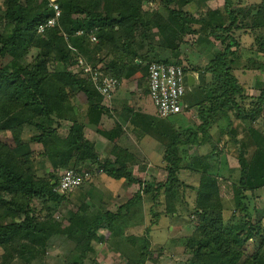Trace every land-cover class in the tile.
<instances>
[{
    "label": "trees",
    "instance_id": "trees-1",
    "mask_svg": "<svg viewBox=\"0 0 264 264\" xmlns=\"http://www.w3.org/2000/svg\"><path fill=\"white\" fill-rule=\"evenodd\" d=\"M142 1L144 0H56L61 9L58 24L45 28L43 33L40 34L37 32V26L53 15V11L47 6L46 1L25 0V2H22L21 0H5L4 17L7 20V24H12L14 28L6 36L0 34V58H11L10 65L7 64V66L0 67V132L8 131L10 133V138H6V140L0 137V245L9 251L11 255L9 261L13 256L16 259L19 258L20 261H31L34 253L43 254L47 240L59 232L78 238L77 249L81 255H84L87 251L93 250L91 241L95 237L94 230L96 231L100 226L110 228V225H113L114 233H119V237H121L120 233L122 232L117 227L121 219L120 216H123V211L130 212L133 205L136 202H140L141 193L136 192L133 197L117 208L116 213L107 209L94 215L95 217L87 224L84 231L72 227L60 230L56 228L51 218H35L30 215L28 209L29 203L33 198L41 199L46 196L48 200L60 203L65 199L64 194L69 192L63 194L54 190L59 177L45 180L34 176L31 172L29 160L33 150H31L30 144L22 140V135L25 126H34L39 130L37 135L30 137V140L35 143H41L42 155L50 158L51 165L54 168L70 167L81 173L82 164L91 162L92 164L96 163L99 167L97 169L110 178L134 180L131 175V169L125 163L124 158L126 156L119 154L113 162L108 159H99L92 143L82 131L85 122H79L69 111V104L74 96L72 89H76L84 95L87 94V100L85 101V104H88L85 110L87 123H94L99 120L102 114L108 111L105 110V106L104 108L101 105L103 96L97 92L88 78L77 76L75 78L69 71L59 68H53L50 71L46 63L51 60L63 61L70 58L71 50L75 53L77 52V54L80 51L83 55L91 48H105L114 52L117 47L113 43L114 36L111 33L113 25L120 27L123 33H131L138 25L148 30L156 28L162 36L176 32L170 23L173 17L181 21L183 26L187 25L188 19L183 16L180 10L173 9L170 12L173 17H170L171 19L167 22L162 17L160 19L154 17L150 11H142ZM167 1L171 2L172 0ZM230 1L224 0L221 8L208 12V18L210 17V19H206L208 24L210 25L214 21L218 23L214 24L211 30L212 33L215 34L216 31L221 30L230 31L233 28L237 16L229 9ZM257 6V12H259L260 6ZM252 8L248 7L244 15L250 14ZM115 12V15L111 14ZM146 21L149 24L145 25ZM92 35L98 39L97 42H92ZM215 35L218 37V34ZM65 37H67V40ZM226 39L230 40V42L217 53L207 66L209 69L207 71L213 77L214 85L212 89L214 96L212 101L214 106L210 105L211 102L207 104L208 108L203 110L204 113L200 117L196 128L193 125L186 130L178 131L179 141L173 140L174 142L168 141L164 143L166 153L163 157L167 160L166 162L171 161L174 165L166 168L169 174L164 181L167 183L165 192H171V194L166 195V212L171 215L173 213L177 214L178 210L184 207L186 209V205H184L185 193H182V191L189 187L183 180L178 178L177 171L174 170L176 166L181 165L182 158L180 154H185L183 150L181 151L182 153L178 150V144H182L181 141L188 139L190 136L196 142L199 134L204 136L205 139H210L211 123L214 117H225L228 115V111L234 112L236 114L235 118L242 123L245 119L253 122L258 119L256 117L259 112L258 109L264 105L263 81H260L262 87L259 97L250 107L246 108L244 102L240 105L235 98V94L240 95L241 101H243L244 97L241 95L242 87L237 84L236 78L231 71L230 63H233V60H228L229 55L234 54V51L231 50L234 42L232 43L231 38L225 35L221 43H224ZM261 46H263L262 52L264 53L263 42L259 44V49ZM31 47L37 48V54L34 64L29 65L26 62H22L21 58L27 54L28 49ZM124 54L130 56L128 53ZM153 61L181 65L179 61L167 59L158 58L150 62ZM90 66L93 69H99L103 75L116 78L118 81L117 87L120 85L122 80L120 76L124 69L122 67L124 66L123 64L119 67L113 65V69H110V71L107 69L102 70L95 65ZM260 66L264 69V62ZM182 67L186 76L195 71L187 70L185 66ZM131 72L128 71V74L124 75V79L132 76L133 72ZM257 105L259 108H257ZM188 107L190 105L184 109L189 110ZM91 117L94 118L93 121ZM57 121H72L67 131L64 132V136L57 132L58 127H60L59 124H56ZM227 129L228 133H230L229 139H234L236 130L231 127ZM262 134L256 128L249 126L244 134L243 144L239 146L237 157L242 169V175L240 176L239 186H232L233 211L240 209L245 214H248V208L246 207L248 196L244 193V190H246L244 187H246L245 179L248 174L250 175L249 171L252 173L253 168L248 167L249 164L244 158L246 139L250 137L252 140H257ZM174 136L176 137L175 134ZM260 151L264 153L263 150L260 149ZM86 180H83L81 185ZM150 185L153 186L152 183H149L145 187L144 183L143 191L153 203H156V191H152L154 189ZM178 188H181V195L180 191L178 192ZM194 192L195 210L196 212L199 211L197 212L199 218H202L210 228L207 229L206 226H202L199 229V236L195 237L193 235L192 239L190 238L191 242L196 241L197 243H195L194 248L190 246L193 252L188 264H258L251 255L242 261L243 251L239 247L235 248L232 246L228 240L224 242L225 233L219 230L223 225V218L221 216L216 174L209 171L202 173ZM5 195L9 197L7 198ZM86 209L87 204L84 202L77 208L80 211H85ZM68 211L71 215L76 212V208L68 209ZM16 213H22L23 218H15ZM233 216L234 212L230 220ZM102 221H106V223H102ZM217 230L219 232H216ZM251 234L253 232L248 230L249 239L253 236ZM135 237L129 235L127 240L133 243L136 239ZM149 245V240L144 238L143 245H140V250L135 251V257H137V261L140 260V264L149 259L145 258ZM130 255L126 257V264H133L134 260L132 255ZM73 264L78 263L75 262Z\"/></svg>",
    "mask_w": 264,
    "mask_h": 264
},
{
    "label": "rangeland",
    "instance_id": "rangeland-1",
    "mask_svg": "<svg viewBox=\"0 0 264 264\" xmlns=\"http://www.w3.org/2000/svg\"><path fill=\"white\" fill-rule=\"evenodd\" d=\"M21 1L25 2V0ZM42 1L37 0V2ZM44 1L53 11L52 3L57 4L56 0ZM4 3L5 0H0V34L6 36L11 33L14 26L7 24L4 17ZM223 4L224 0H172L171 2L167 0H144L141 3L142 11H150L154 17L159 19L162 17L163 20L168 22L171 19L170 17H173L170 12L173 9L180 10L183 16L188 19L187 25L183 26L181 21L173 17L170 23L176 32L166 36L160 35L156 28L148 30L138 25L131 33H123L120 27L113 25V29L110 31L114 36L113 43L117 47L115 49L118 51L111 52L105 48H91L83 55L80 51L77 54V52L75 53L70 49L72 52L70 58L63 61L51 60L46 63L47 68L50 71L53 68L67 70L75 78L76 76L86 78V73L83 72V66L85 65L89 67L95 65L102 70L107 69L110 71V69H113V65L119 67L123 64L124 69L120 78L124 80V75L128 74V71H132L133 79L137 80L138 88L142 89L140 92L144 93V87L142 88L139 83L145 77L148 62L158 58L179 61L187 70H195L192 73L195 75L194 84L188 86L187 81L184 83L183 104L184 107L190 105L188 107L189 113L192 115L194 128H196L200 117L204 113L203 110L208 108L207 104L211 102L210 105L214 106L212 101L214 96L212 89L214 85L213 77L207 71L209 70L207 66L217 53L230 42L226 39L224 43H221L225 35L231 38L232 43L234 42L231 48L234 54L229 55L228 60H233V63H230L231 71L237 84L242 87L243 101H241L240 95L235 94V98L240 105L243 104L242 102L246 104V108L253 105L260 94L262 87L260 81L264 82V69L260 66L264 62L263 46L259 49V44L264 43V0H231L229 9L237 16L233 28L230 31H216L217 37L211 30L214 24L218 23L214 21L209 25L206 19H210V17L208 18V12L221 8ZM257 5L260 6L259 12H257ZM248 7L253 8L251 13L245 16ZM59 11L58 19L61 14L60 7ZM111 14L115 15L116 12ZM147 24L149 22L146 21L145 25ZM37 32L43 33V31H40L39 25L37 26ZM65 39L67 40V37ZM97 40L96 38L92 42L95 43ZM124 53H128L130 56ZM36 54L37 48L31 47L21 60L32 65L35 62ZM10 60V57L0 58V67L10 65ZM128 78L126 77V79ZM72 90L74 96L71 99L74 98L80 101L84 98L85 101L87 100V94L84 95L76 89ZM147 104V109L152 113V118L159 124L152 133L160 135L161 140H163L166 133L163 134L165 129L162 125H167L166 130H168L169 126H172V120L182 117V115L162 119L156 116L155 107L150 98L147 99ZM87 106L88 104H86ZM257 108H259L258 105ZM258 110L259 112L256 114L258 119L253 122L245 119L243 126L241 125L242 127L240 126L242 122L237 121L234 112L228 111L227 117H214L213 122H210L212 131L207 148L201 150L200 157L194 156L192 159H188L186 168L181 167L182 164L176 166L174 170L177 171L178 178L183 179L185 184L190 185L182 191V193H185L184 205H186V209L184 207L178 210L177 214L173 213V215L166 212V195L171 194V192H165L167 183L164 181L169 174L166 168L174 166L171 161L164 165V176L159 177L161 180L155 178L156 181H153V186L150 185L154 189L152 191H156V203H153L143 191L144 183L145 187L149 184L146 181L147 176L144 174H142L143 176H137V174L133 175V172H131L132 178L135 180L129 181L130 191L132 192H130L131 194L128 193L127 197L120 199V202H118L120 205L112 202L115 198L110 191V182L116 183L117 179H111L106 175L94 177L96 171H98V165L91 162L84 163L80 171L88 174V180L80 187L64 194L65 199L60 203L50 201L46 196L41 199L33 198L28 206L30 215L38 219L51 218L53 224L60 230L72 227L84 231L87 224L95 217L94 215L108 208L115 209L114 212L116 213V208L122 205L121 201L125 203L136 192H139V194L141 193L140 202H136L130 212L123 211V216H120L121 219L117 227L122 232L120 233L121 237H119V233H114L113 225H110V228L100 226L96 231L94 230L95 237L91 241L93 250L81 255L77 249L78 238L59 232L60 234L57 233L47 240L43 254L34 253L29 262H26V260L20 261L19 258L16 259L14 256L9 261L11 257L9 251L0 245V264H6V262H8L7 264H73L75 262L78 264H126V257L129 254L133 257V264H140V260L137 261V257H135V251L140 250L144 238L149 240L150 245L145 257L149 259L143 264H188L193 252L190 246L194 248L195 243H197L196 241L191 242L190 238L192 239L193 235L195 237L199 236V229L202 226H206L207 229L210 228L202 218H199V214H197L199 211L196 212L194 202L195 188L201 174L205 171L213 172L217 176L218 196L223 218V225L219 230L225 233L224 242L228 240L232 246L239 247L243 251L242 261L251 255L258 264H264V153L260 151V149L264 151V105ZM184 111L187 110L183 109ZM68 118L70 119V117ZM71 122L57 121L56 124L60 125L58 130L56 129L57 132L64 136V132L72 124ZM249 126L256 128L263 134L257 140H252L250 137L246 139L244 158L249 164L248 167H252L253 171L251 173L248 170L250 175L248 174L245 179L246 187L244 189L246 190H244V193L248 196L246 200L248 214H245L240 209L233 211L232 186H239L240 184L242 169L237 155ZM230 127L236 130L232 140L229 139L230 133L227 129ZM38 133L39 130L34 126H25L22 135V140L30 144V148L33 150L29 157L31 172L37 178L56 179L68 168H54L51 165L50 158L42 155L41 143L30 140L31 136ZM200 136L202 135L199 134L198 138ZM0 137L6 140V138H10V133L8 131L0 132ZM174 138L175 136H169L170 141H173ZM161 144L165 145L164 143ZM186 151L189 150L183 149V152L186 153ZM165 153L164 149L163 156ZM142 169L144 168H139L140 171ZM194 169L197 171L196 173ZM189 175L191 178H189ZM180 190L181 188H178V192ZM5 197L8 198L9 196L5 195ZM128 197L130 198L127 199ZM144 197L145 202L142 204V198ZM83 202L87 204V209L85 211L77 210ZM72 208H76V212L70 215L68 209ZM233 212L234 216L230 220ZM15 215L17 219L23 218L22 213H16ZM104 222L106 223V221H102V223ZM219 230L216 232H219ZM248 230L253 232L251 239L248 238ZM129 235L136 236L133 243L127 240ZM255 252L257 253L254 254Z\"/></svg>",
    "mask_w": 264,
    "mask_h": 264
},
{
    "label": "crops",
    "instance_id": "crops-1",
    "mask_svg": "<svg viewBox=\"0 0 264 264\" xmlns=\"http://www.w3.org/2000/svg\"><path fill=\"white\" fill-rule=\"evenodd\" d=\"M139 84L142 88L144 87V93L140 92L142 89L138 88L137 80L133 79L132 76L121 80L120 85L112 96L109 99H102L101 105L105 106V110L108 111L102 114L100 118L98 117L99 120L96 119L97 121L94 123H87L84 98L80 101L73 98L69 104V111L79 122H85L82 131L85 137L92 143L100 160L108 159L113 162L117 155L122 154L126 156L124 158L125 163L131 169L133 175L143 176L142 174H144L147 176L146 181L153 183V181H156L155 178L161 180L159 177L164 176V165L167 163V160L163 157L164 145L161 143L170 141L169 136H174V134L176 137L173 140L179 141L178 131L186 130L187 127L194 125V122L189 110H187L188 112L181 111L176 116L174 115V117H179V115H182V117L172 120V126H169L168 130H166L167 125H162L165 129L163 134H166L164 139L161 140L160 135L152 133L159 124L155 122L152 118V113L147 109V99L149 100V97L147 94L146 73L144 79ZM91 120L93 121L94 118L91 117ZM211 131L212 129L210 133ZM190 137L184 141L180 140L182 144H178V150L182 148L189 150L185 154L181 152L183 149L180 151L182 153L180 154L182 158L181 167L183 168L188 166V163H186L188 159H192L194 156L200 157L199 153L201 150H205L203 148H207L210 141V139L200 136L194 142L192 137L191 139ZM139 168L144 169L140 171ZM101 175L104 176L105 174L98 170L94 177ZM189 178H191L190 175ZM110 184V191L115 198L112 201L113 203L120 202V199L127 197L128 193L132 192L130 191L131 186L127 179L120 178L116 180V183L110 182ZM144 202L145 197L142 198V204ZM121 203L123 204L124 201H121ZM117 205H120V203ZM108 210L111 209L108 208ZM114 210L112 209L111 211L114 212Z\"/></svg>",
    "mask_w": 264,
    "mask_h": 264
},
{
    "label": "built area",
    "instance_id": "built-area-1",
    "mask_svg": "<svg viewBox=\"0 0 264 264\" xmlns=\"http://www.w3.org/2000/svg\"><path fill=\"white\" fill-rule=\"evenodd\" d=\"M52 7L53 15L44 23L39 24L40 31L58 24L59 7L54 2ZM91 39L95 41L96 37L92 35ZM83 72L86 73L85 77L91 81L104 99H109L116 90L118 85L116 78L103 75L99 69H93L86 65L83 66ZM187 76L182 65L176 63L153 61L147 64V94L155 107L157 117L169 118L183 111L184 83L187 81ZM87 176L86 172L80 173L73 168L65 169L59 176L54 190L63 194L70 192L78 188L83 180L87 179Z\"/></svg>",
    "mask_w": 264,
    "mask_h": 264
},
{
    "label": "water",
    "instance_id": "water-1",
    "mask_svg": "<svg viewBox=\"0 0 264 264\" xmlns=\"http://www.w3.org/2000/svg\"><path fill=\"white\" fill-rule=\"evenodd\" d=\"M194 81H195V77L193 74H189L187 76V85L188 86H192L194 84Z\"/></svg>",
    "mask_w": 264,
    "mask_h": 264
},
{
    "label": "clouds",
    "instance_id": "clouds-1",
    "mask_svg": "<svg viewBox=\"0 0 264 264\" xmlns=\"http://www.w3.org/2000/svg\"><path fill=\"white\" fill-rule=\"evenodd\" d=\"M185 108V107H184Z\"/></svg>",
    "mask_w": 264,
    "mask_h": 264
}]
</instances>
